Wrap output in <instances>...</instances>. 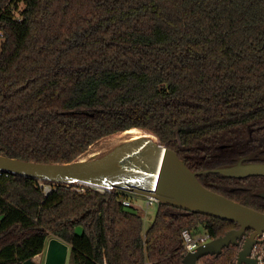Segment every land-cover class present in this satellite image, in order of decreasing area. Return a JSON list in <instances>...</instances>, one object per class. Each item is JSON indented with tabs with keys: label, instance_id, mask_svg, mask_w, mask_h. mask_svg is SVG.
Segmentation results:
<instances>
[{
	"label": "trees",
	"instance_id": "1",
	"mask_svg": "<svg viewBox=\"0 0 264 264\" xmlns=\"http://www.w3.org/2000/svg\"><path fill=\"white\" fill-rule=\"evenodd\" d=\"M0 36V154L85 160L138 127L204 186L264 212V175L201 172L264 162L263 0H0ZM42 182L52 191L0 173V264L34 259L50 236L71 246L69 264H183L184 230L214 239L239 228L159 203L144 233L128 192ZM239 251L199 262L236 264Z\"/></svg>",
	"mask_w": 264,
	"mask_h": 264
},
{
	"label": "water",
	"instance_id": "2",
	"mask_svg": "<svg viewBox=\"0 0 264 264\" xmlns=\"http://www.w3.org/2000/svg\"><path fill=\"white\" fill-rule=\"evenodd\" d=\"M264 1V0H263ZM232 177L264 175V162L243 159L201 171ZM0 173L36 178L39 181L96 186L151 196L159 203L229 219L238 229L199 245L183 255V264H201L207 255L220 254L230 245L240 246L236 264H259L251 256L264 233V212L232 200L204 186L198 173L192 171L178 152L159 139L125 140L107 153L89 160L69 163H38L0 154ZM248 229L252 230L251 233ZM69 245L52 238L47 247L45 264H65ZM24 264H35L29 259Z\"/></svg>",
	"mask_w": 264,
	"mask_h": 264
},
{
	"label": "rangeland",
	"instance_id": "3",
	"mask_svg": "<svg viewBox=\"0 0 264 264\" xmlns=\"http://www.w3.org/2000/svg\"><path fill=\"white\" fill-rule=\"evenodd\" d=\"M23 8L24 4L19 5V8ZM17 16L19 14V11H16L15 13ZM3 39L0 36V51H1V44H2ZM141 132H145L148 134V136L152 139H159L155 134L140 128ZM130 134L123 132H119L116 134H113L111 136L105 137L103 139L100 140V142L94 146V147H90L88 152L85 155V160H89L90 158H94L95 157H99L105 153H107L108 151H110L111 149L115 148L117 145L121 144L123 141L125 140H130ZM89 158V159H88ZM129 194V199L132 200V202L134 203V206L136 208H138L139 212L141 213V215L143 216V221H144V233L145 231L148 230V228L152 225V223L154 222V219L156 217L158 208H159V203H154L151 206L147 205V197L145 195H140V194H135V193H131L128 192ZM204 232L203 227L200 228V232L202 233ZM51 236L48 238L47 240V245L45 248V251H43V254L46 255L47 253V247L49 245V241H50ZM52 238H55L54 236ZM70 252L71 249L68 253V262H69V256H70ZM35 264H45V258H43V256L41 255V257H35ZM40 262V263H39Z\"/></svg>",
	"mask_w": 264,
	"mask_h": 264
},
{
	"label": "built area",
	"instance_id": "4",
	"mask_svg": "<svg viewBox=\"0 0 264 264\" xmlns=\"http://www.w3.org/2000/svg\"><path fill=\"white\" fill-rule=\"evenodd\" d=\"M41 186L43 188V191L45 194L52 191L53 187L50 184H46L41 181ZM67 186L72 187L74 190H77L78 192H84L86 189H94L96 191L100 192H111L112 189L96 186L89 183H76V184H67ZM147 197V205L151 206L154 203H159V201L151 196ZM123 204L126 207H133L134 203L129 198H126L123 200ZM135 207V206H134ZM183 237H184V246L182 250L184 253H187L188 251H194L199 245L204 244L213 238L210 236V234L207 231H204L202 233L194 234L190 230H184L183 231ZM259 238L262 240L260 243H257L251 253L252 257H255L259 264H264V233L259 236Z\"/></svg>",
	"mask_w": 264,
	"mask_h": 264
},
{
	"label": "bare ground",
	"instance_id": "5",
	"mask_svg": "<svg viewBox=\"0 0 264 264\" xmlns=\"http://www.w3.org/2000/svg\"><path fill=\"white\" fill-rule=\"evenodd\" d=\"M124 132L130 134L131 140H134V139L140 140L141 138H150L147 133L141 132L140 128H138V127H133V128L127 129Z\"/></svg>",
	"mask_w": 264,
	"mask_h": 264
},
{
	"label": "crops",
	"instance_id": "6",
	"mask_svg": "<svg viewBox=\"0 0 264 264\" xmlns=\"http://www.w3.org/2000/svg\"><path fill=\"white\" fill-rule=\"evenodd\" d=\"M57 238V237H56ZM50 239H52V237L50 238ZM59 239V238H58ZM61 241H63L62 239H60ZM64 242V241H63ZM66 243V242H65ZM68 244V243H67ZM69 245V244H68ZM70 249H71V246L69 245V249H68V253H69V251H70ZM45 251V250H44ZM68 253H67V258H68ZM41 255L43 256V258H45L46 259V255H44L43 253H41V254H39V255H37L36 257H41ZM40 263V262H39ZM65 264H69V262H68V259L66 260V263Z\"/></svg>",
	"mask_w": 264,
	"mask_h": 264
}]
</instances>
